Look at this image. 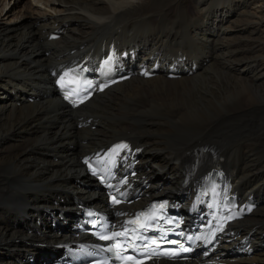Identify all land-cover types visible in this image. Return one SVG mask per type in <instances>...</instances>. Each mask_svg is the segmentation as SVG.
I'll return each instance as SVG.
<instances>
[{
	"label": "bare ground",
	"instance_id": "1",
	"mask_svg": "<svg viewBox=\"0 0 264 264\" xmlns=\"http://www.w3.org/2000/svg\"><path fill=\"white\" fill-rule=\"evenodd\" d=\"M36 1L20 26L0 23V264H63L53 245L72 230L51 220L73 217L75 199L105 203L80 158L120 137L142 148L134 208L161 193L186 200L187 160L212 143L233 191L257 206L211 258L264 264V0ZM10 3L3 21L20 17ZM110 45L136 73L70 109L55 75ZM243 237L251 254L238 252Z\"/></svg>",
	"mask_w": 264,
	"mask_h": 264
},
{
	"label": "rangeland",
	"instance_id": "2",
	"mask_svg": "<svg viewBox=\"0 0 264 264\" xmlns=\"http://www.w3.org/2000/svg\"><path fill=\"white\" fill-rule=\"evenodd\" d=\"M8 1L11 2L9 6L7 5L8 8L10 7L9 10L11 8H13V9H16V11H18L20 13V14L18 13L20 15V17L15 18V19L14 18L11 19L12 18V14L9 15L8 17H6L4 19V21L2 19L3 17H1L0 23L5 22V24H8V25H15V26L19 25L20 26V24L23 23L24 20L27 19L26 21H28V18H29L28 16H24V17L21 16V14H23L24 11L29 12L30 14H33V13H36V12H34L35 7H40V6L43 7V5L38 3V1H36V0H8ZM3 2H4V0H1L0 4H3ZM250 8L252 9V11H255V9L258 8V6H254V7L251 6ZM9 10L6 11V9H5L4 10L5 12L3 13V16H5L6 12H8ZM0 11H1V9H0ZM22 17H23V19H22ZM177 22H178V20H177Z\"/></svg>",
	"mask_w": 264,
	"mask_h": 264
},
{
	"label": "snow or ice",
	"instance_id": "3",
	"mask_svg": "<svg viewBox=\"0 0 264 264\" xmlns=\"http://www.w3.org/2000/svg\"><path fill=\"white\" fill-rule=\"evenodd\" d=\"M121 147H123V146H121Z\"/></svg>",
	"mask_w": 264,
	"mask_h": 264
}]
</instances>
